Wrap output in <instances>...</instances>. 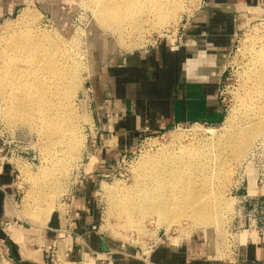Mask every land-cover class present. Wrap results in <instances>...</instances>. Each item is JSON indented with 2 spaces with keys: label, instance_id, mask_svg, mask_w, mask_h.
Listing matches in <instances>:
<instances>
[{
  "label": "rangeland",
  "instance_id": "rangeland-1",
  "mask_svg": "<svg viewBox=\"0 0 264 264\" xmlns=\"http://www.w3.org/2000/svg\"><path fill=\"white\" fill-rule=\"evenodd\" d=\"M95 2L98 3L95 0H25V3L18 4L17 11L0 20V47L5 25L8 23L16 28L27 9L32 19L28 22L29 26L36 25L47 35V40H43L45 45L47 42L60 48L68 55L71 64L73 61L77 64L75 75L66 85V89L72 88L64 101V107L76 124V135L80 141L75 153L63 152L59 146L47 152L44 150L46 143L38 119L35 116L31 121L20 119L6 107L5 101H0V147L5 155L4 164L9 162L15 167L16 187L13 202L15 215L11 221L2 224L0 264H18L13 256L23 264H83L90 259L92 264H105L100 251L93 253L87 250L78 257L69 254L71 239L66 231L67 223L71 220L67 215L68 203L82 195L93 202L97 211V215L90 216L91 226L95 225L94 229L104 236L118 257L125 259L135 255L145 258L144 253H148L149 246L157 237L160 241L178 243L191 233H204L208 244L213 242L216 245L218 256L228 257V234L238 229L246 219L247 202L243 197L246 191L243 187H246L247 180L253 185L259 168L264 164V128L253 138L241 159L233 157L229 161L230 175L222 187L225 201L223 210L209 224L195 221L187 212L169 225L163 220L158 221V216L153 213L140 214L141 218L135 214L131 226L113 208L112 200L121 190L128 188L126 186H134L140 165L146 159L158 156L160 151L170 154L197 145L203 149L202 146L213 144L228 132L254 122L253 115L262 107V98L257 92L251 105L246 106L243 103L246 94L244 83L254 61L249 51L251 40L255 47L258 46V39L264 41V13L256 8L251 14L242 11L241 16H238V30L228 53V67L219 88L224 108L222 121L215 125H174L159 133L144 135L128 151L113 158V170L105 172L96 170L97 164L103 165L98 156L101 142L95 138L98 130L94 126L92 113L97 65L111 53L120 55L148 48L162 40L175 41L181 24L200 9L201 0H180V6L172 3L169 6L174 9L169 10L170 14L161 24L155 23L157 18L151 15L145 14L149 18L148 23L144 21L146 18L142 19V15L140 18L136 14L142 20L139 24L135 23L136 16V19L125 20L124 26L118 29L98 20V4ZM150 4L144 5L153 8ZM246 112L249 113L248 118ZM174 133H180L181 139L174 141ZM38 210L40 213L37 215ZM56 210L66 213L62 215L66 218V224L48 236L44 227L49 224L48 218ZM18 228L24 235L22 242L21 231L16 241L11 238ZM85 254L90 255L85 257Z\"/></svg>",
  "mask_w": 264,
  "mask_h": 264
},
{
  "label": "crops",
  "instance_id": "crops-1",
  "mask_svg": "<svg viewBox=\"0 0 264 264\" xmlns=\"http://www.w3.org/2000/svg\"><path fill=\"white\" fill-rule=\"evenodd\" d=\"M20 3L25 0H0V20L17 11ZM256 8L264 13V0H205L181 24L175 41L162 40L120 55L111 53L97 65L92 113L103 165L97 164L96 170L112 171L113 158L128 151L144 135L174 125H215L222 121L219 88L238 30V16L242 11L251 14ZM14 179L15 167L6 162L0 172V236L2 224L15 215ZM68 205V251L74 257L89 250L100 251L105 264H264V234L255 232L238 236V251L231 257L218 256L216 245H209L204 233H191L178 243L159 241L145 258L131 255L124 259L114 255L109 243L103 250L105 238L91 226L90 216L97 211L88 197H74ZM51 215L44 227L48 236L66 224L62 216L66 213L56 210ZM18 230L14 237L8 233L15 241ZM21 237L22 242V231Z\"/></svg>",
  "mask_w": 264,
  "mask_h": 264
},
{
  "label": "bare ground",
  "instance_id": "bare-ground-1",
  "mask_svg": "<svg viewBox=\"0 0 264 264\" xmlns=\"http://www.w3.org/2000/svg\"><path fill=\"white\" fill-rule=\"evenodd\" d=\"M95 1L98 2H95L98 20L117 29L125 20L136 19L137 15H142L149 23L145 14L157 18L155 23L161 24L170 14L169 10L174 9L169 5L180 4V0ZM149 2L153 8L144 5ZM28 15L31 14L26 9L16 28L7 23L1 31L0 101H5L6 107L20 119L31 121L34 116L38 119L46 143L45 151L59 146L63 152L75 153L80 141L64 101L71 93L72 87L66 89V85L75 75L77 64L74 61L71 64L60 48L47 42L45 45L43 40H47V35L36 25L29 26L32 19ZM138 16L136 24L142 21ZM251 42L249 51L254 61L244 83L243 103L251 105L255 94L260 93L262 107L255 111L254 122L228 132L213 144L202 146L203 149L197 145L170 154L160 151L158 156L146 159L138 168L134 186L123 187L112 200L113 208L124 216L125 223L132 226L135 214H156L157 220H163L167 225L187 212L203 224L211 223L214 216L220 215L225 202L222 187L230 175L229 161L233 157L241 159L253 138L264 128V41L258 39L257 47L253 40ZM50 93L54 94L50 97ZM248 115L246 112V118ZM181 136L180 133L172 135L174 141L180 140ZM39 213L38 210L36 214ZM91 260L83 264H92Z\"/></svg>",
  "mask_w": 264,
  "mask_h": 264
},
{
  "label": "built area",
  "instance_id": "built-area-1",
  "mask_svg": "<svg viewBox=\"0 0 264 264\" xmlns=\"http://www.w3.org/2000/svg\"><path fill=\"white\" fill-rule=\"evenodd\" d=\"M205 0H201V6H203ZM220 96V91H219ZM95 138H98L97 132L95 133ZM5 155L2 153V148L0 147V172L3 169ZM246 187H243L246 191L244 199L247 202L246 207V219L242 225H239L238 229L233 233H229V241L227 244L230 253L228 257H231L237 254L238 251V237L242 232H255L258 234H264V164L259 168L256 179L253 181V185L247 180ZM95 226L93 225V228ZM237 234V236H236ZM157 237L153 240L152 244L149 246L148 252H150L155 245L159 242ZM147 255V253H144Z\"/></svg>",
  "mask_w": 264,
  "mask_h": 264
},
{
  "label": "water",
  "instance_id": "water-1",
  "mask_svg": "<svg viewBox=\"0 0 264 264\" xmlns=\"http://www.w3.org/2000/svg\"><path fill=\"white\" fill-rule=\"evenodd\" d=\"M102 248L103 250H107L108 246H107V242L105 239H102ZM14 260L18 263V264H23L22 262H20L18 259H16L14 256H13Z\"/></svg>",
  "mask_w": 264,
  "mask_h": 264
}]
</instances>
